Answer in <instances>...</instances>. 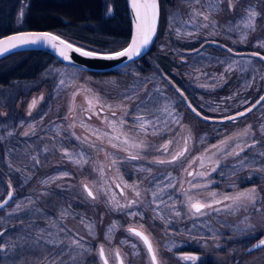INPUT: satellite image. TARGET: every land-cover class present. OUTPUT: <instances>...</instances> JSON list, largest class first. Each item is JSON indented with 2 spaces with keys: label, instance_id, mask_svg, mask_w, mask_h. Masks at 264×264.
Returning a JSON list of instances; mask_svg holds the SVG:
<instances>
[{
  "label": "rangeland",
  "instance_id": "374dc122",
  "mask_svg": "<svg viewBox=\"0 0 264 264\" xmlns=\"http://www.w3.org/2000/svg\"><path fill=\"white\" fill-rule=\"evenodd\" d=\"M213 2L163 1L155 53H168L183 89L154 69L92 77L50 64L38 90L0 100V201L12 194L0 210V264H103L101 245L109 264H116V250L123 264H150L129 227L149 235L159 264H197L183 257L235 253L237 245L221 244L223 238L264 236V100L245 112L264 94V0L205 7ZM27 4L20 1L16 27ZM250 7L259 13L255 31L241 22ZM109 9L108 2L107 16ZM86 97L104 111L97 123ZM185 148L176 161L157 162ZM250 189L254 202L223 199ZM197 200L211 207L196 213L190 203Z\"/></svg>",
  "mask_w": 264,
  "mask_h": 264
},
{
  "label": "trees",
  "instance_id": "16d2710c",
  "mask_svg": "<svg viewBox=\"0 0 264 264\" xmlns=\"http://www.w3.org/2000/svg\"><path fill=\"white\" fill-rule=\"evenodd\" d=\"M20 1L0 0V36L24 29L50 30L72 43L97 52L117 51L128 41L129 19L125 0H28L22 27H16L14 20ZM163 1L159 0L160 16ZM108 2L112 10L107 16L105 8ZM163 28V22H160L152 46L156 45ZM50 64L64 66L50 54L38 50L14 52L0 58V100L5 97L15 100L38 90L48 79L46 69ZM130 66L140 74L154 69L183 89L179 80L170 73L173 63L168 53L156 54L155 50H150L144 58L124 67ZM119 69L106 73H86L92 77H105L116 75Z\"/></svg>",
  "mask_w": 264,
  "mask_h": 264
},
{
  "label": "snow or ice",
  "instance_id": "6c2138e0",
  "mask_svg": "<svg viewBox=\"0 0 264 264\" xmlns=\"http://www.w3.org/2000/svg\"><path fill=\"white\" fill-rule=\"evenodd\" d=\"M221 0H214L213 3H210L208 5H205V7L211 9V10H219V4ZM131 3V8L133 10V13L135 15V34L133 35L131 42L128 44L126 48H124L121 51H117L115 53H112L111 55H107L104 58L107 59H116L120 57H127L129 60H131L135 56H139L141 54V49L145 48L150 41L152 40V37L155 35L156 32V26L158 22V17H159V0H130ZM195 3H200V0H195ZM228 6L231 9L233 5V0H227ZM246 11V16L242 18V23L246 28L251 29L252 31H255V19L259 15L253 8H248L245 10ZM109 13H111V9H109ZM23 15V13H21ZM192 15L194 16H203V19L208 21L210 20V17L207 13L201 12L199 10L193 9ZM212 24L215 23V21H210ZM203 27H208L207 24L202 25ZM239 25H236L238 27ZM232 30V29H230ZM40 43H45L48 46L52 47L55 49L59 56L62 57L64 60H69L70 59V52L75 51L77 53H80L83 56H95L96 54L93 52H88V51H83L81 48H74V46L71 43H68L61 39L59 36L54 35L52 33H47V32H33V33H19L15 34L12 36H9L4 39H0V55H3L13 49L20 48V47H25L29 45H37ZM261 47H264V42H261L260 44ZM229 52L232 51V49H228ZM253 55H259V53H253ZM261 59L264 60V56H261ZM63 83V81H61ZM261 100H264V97L260 98ZM87 103H88V109L87 111H91L93 108V100L89 99L86 97ZM35 101L32 102V104L29 106L30 108L35 106ZM259 103V101H257ZM191 107V105H189ZM255 107V105H253ZM193 112H196V109H192ZM248 111H251V108L248 109ZM199 115V113H196ZM113 115L115 113L113 112ZM238 115H245V113H239ZM229 119H235L234 117H229ZM137 120L142 121V117H137ZM121 124H123V121H121ZM113 127H115L113 125ZM250 127L248 129L244 130V134L247 135L248 131L250 130ZM139 128L141 131H146V128L144 126V123L141 122L139 125ZM98 131V130H97ZM106 135V134H105ZM126 136V133L124 134ZM86 139V138H85ZM115 139H119V137H115ZM229 139H232L229 137ZM124 143L127 144L128 140L125 139ZM171 143V141H169ZM227 141H221V144H226ZM135 146V145H133ZM113 147H116L115 144H113ZM165 151H167L168 144H165L162 146ZM215 147V146H214ZM237 148H240V151H243V148L240 145L236 146ZM187 149L185 148L184 150L176 153L173 155L171 161H165V160H160L157 161L158 163H171L176 161L180 156L184 155V151ZM67 155V153H65ZM235 155H239V152H236L235 149H233V153ZM139 157L137 155H132L130 156V159H138ZM79 163V161H76ZM215 171V168L213 169ZM67 175V173H65ZM191 175V173H189ZM198 175H205V173H199ZM173 186V185H170ZM85 189L88 192V195L95 199V196L93 195V192L88 189V186L85 185ZM155 195V194H154ZM210 195L213 197V202L215 203H220L221 201L215 200L216 193H210ZM11 196V193L9 194ZM137 196H139V192H137ZM223 199L228 200L231 199L234 203L237 201H249V202H254L255 201V189H250L246 190L243 192H238L235 196H228L225 195ZM132 203H136V201H132ZM2 206V205H0ZM19 207V205H17ZM191 209H193L196 213H201V210L207 207H211V204L207 203H202L199 200L190 203ZM131 215H135V213H131ZM89 230L91 231L92 225H88ZM116 227L115 223L109 228V235L111 234L112 230ZM142 227V226H141ZM128 232L132 235H135L138 237L144 244L147 253L150 258V264H159L158 261V253L157 249L154 246L152 240L150 239L149 235H146L142 231H138L135 228H129ZM107 238V237H106ZM74 244L77 246L80 245L79 240L73 241ZM4 245H0V250H2ZM254 247H264V239L259 241L258 245H254ZM133 248H135V245H133ZM115 258L119 261V264H123V260L120 257V252L119 250H116L115 253ZM99 256L101 260L103 261V264H108V260L106 258L105 254V249L104 246L101 245L99 248ZM185 260H190V261H195L198 259V257L195 256H185L183 257Z\"/></svg>",
  "mask_w": 264,
  "mask_h": 264
},
{
  "label": "water",
  "instance_id": "95a60500",
  "mask_svg": "<svg viewBox=\"0 0 264 264\" xmlns=\"http://www.w3.org/2000/svg\"><path fill=\"white\" fill-rule=\"evenodd\" d=\"M125 5H126V10H127L128 19H129V37H128V41H127L126 45L123 48H121V49H119L117 51H121L124 48H126L128 46V44L131 42V39H132L133 35L135 34V15H134L133 10L131 8L130 0H125ZM159 18H160V10H159V17H158V22H157V26H156L155 35L152 37V40L150 41V43L145 48L141 49V54L139 56L133 57L131 60H129L127 57H120V58H116V59L104 58L105 56L111 55L112 53H115L117 51H114V52H97V51L89 50V49L81 47V46H79V45H77L75 43L70 42L69 40L63 38L62 36L52 32L50 30H39V29H24V30L13 31V32H10V33H7L5 35L0 36V39H4V38H7L9 36H12V35H15V34H19V33H33V32L43 33V32H47V33H52L54 35H57L61 39H63L64 41H66L68 43H71L74 46V48L78 47V48H81L83 51L93 52L96 55L92 56V57H89V56H83L80 53L72 51L69 54L70 55V59L69 60H64L62 57L59 56L58 52L55 49H53L52 47L48 46L45 43H40V44H37V45H29V46L13 49V50H11V51L3 54V55H0V58L6 56L8 54L14 53V52L28 51V50H38V51H42V52H46V53L50 54L52 57H54L56 60H58L61 64L65 65V66L72 67V68H75V69H78V70H82V71H85V72H88V73L89 72L106 73V72H109V71L116 70V69H119L121 67H124V66H126V65H128V64H130L132 62H135V61L139 60L140 58H142L143 56L146 55V53L149 51L150 47L152 46V44L155 41V38H156V35H157V31H158V27H159ZM261 97H264V94H262L252 104V106L250 108H253V105H255V107H256L260 102H262L263 100L260 99ZM257 101H259V103H257ZM248 109L249 108H247L245 110V112H248ZM83 187L85 189V185ZM116 188H117V190H119V192H122L120 186L117 185ZM85 191H86V189H85ZM10 193L11 192L8 191L7 195L3 198V200L0 201V205H2V206H0V210L2 208H4L10 202V200L12 198V194H11V196H9ZM86 193L88 194L87 191H86ZM131 228H134V227H131ZM135 229H137V228H135ZM137 230L141 231L139 229H137ZM117 264H119L118 260H117Z\"/></svg>",
  "mask_w": 264,
  "mask_h": 264
},
{
  "label": "flooded vegetation",
  "instance_id": "af4514ba",
  "mask_svg": "<svg viewBox=\"0 0 264 264\" xmlns=\"http://www.w3.org/2000/svg\"><path fill=\"white\" fill-rule=\"evenodd\" d=\"M157 48H158L157 45L151 46L149 51L153 50V52H154V50L156 51ZM156 54H159V52H156ZM160 54L166 55L167 53H160ZM152 55L154 56L153 53H152ZM145 56H143L142 58H144ZM163 78L166 79L168 82H171L168 78H166V77H163ZM171 84L175 88L174 83L171 82ZM183 95H185L184 92H183ZM80 102H82V104L84 106L87 105V103L85 102V100L83 98L80 100ZM87 107H89V106H87ZM95 107L96 106L94 104L93 109H95V112L92 113L93 116L89 114V119L91 121H93L94 123H97L99 116L103 115L104 111L102 109H99L98 107L97 108H95ZM192 109L193 108L190 107L191 111H192ZM193 113H197V109H196V112H193ZM226 118H228V116L223 118V119H226ZM218 120H221V119H218ZM262 239H264V236L263 237L252 236V237H249L247 239L246 238H237V239L229 240V241H226L228 239L223 238L222 239L223 243H221V244H224V245L236 244L237 249L239 251L233 253V252H225V251L221 250L220 252H218L216 254H210V253L202 252L201 250H197V256L198 257L200 256L197 259V264H264V247H254V245H258L259 241ZM232 241H235V242H232ZM140 243L144 247V245L141 241H140ZM144 249H145V247H144ZM145 251H146V249H145ZM146 253H147V251H146ZM147 255H148V253H147ZM148 258H149V255H148ZM149 261H150V258H149ZM187 261H190V260H187ZM108 264H109V262H108ZM116 264H117V259H116Z\"/></svg>",
  "mask_w": 264,
  "mask_h": 264
}]
</instances>
